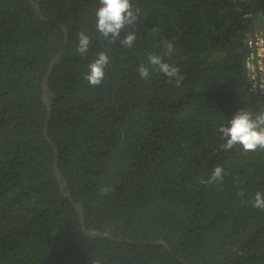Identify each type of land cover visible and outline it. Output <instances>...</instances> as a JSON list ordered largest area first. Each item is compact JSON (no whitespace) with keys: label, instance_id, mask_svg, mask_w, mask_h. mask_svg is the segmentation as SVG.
<instances>
[{"label":"trees","instance_id":"1","mask_svg":"<svg viewBox=\"0 0 264 264\" xmlns=\"http://www.w3.org/2000/svg\"><path fill=\"white\" fill-rule=\"evenodd\" d=\"M33 1L46 21L29 0H0V264H264V210L249 203L264 193V150L225 151L218 131L264 109L245 70L264 0H132L138 21L121 33L135 32L131 48L99 37L98 0ZM60 25L68 40L48 80L47 133L61 185L41 100ZM100 51L111 62L91 87L83 76ZM149 54L180 69L179 86L139 77ZM216 166L222 182L201 184ZM61 188L85 227L107 236L83 234Z\"/></svg>","mask_w":264,"mask_h":264},{"label":"clouds","instance_id":"2","mask_svg":"<svg viewBox=\"0 0 264 264\" xmlns=\"http://www.w3.org/2000/svg\"><path fill=\"white\" fill-rule=\"evenodd\" d=\"M98 3L99 7L95 11V28L99 37L109 46L119 41L121 47L131 48L136 41L135 32H128L122 39L121 33L126 28L135 29L140 10L133 5L132 0H98ZM77 39L76 53L84 56L90 48L91 39L84 31L77 34ZM164 48V55H170L174 51L171 41H165ZM110 62L107 52H98L96 59L88 64V71L83 79L91 87L100 86L105 78V69ZM137 71L139 77L146 82L151 79L154 72L167 77L170 83L174 80L177 86L183 80V76L179 74L180 69L166 63L163 56L159 54H149L147 63L140 64ZM218 131L221 139L225 141L222 145L225 151L236 146H239L245 153L262 151L264 150V109L256 112L242 109L233 115L227 126H221ZM224 175V169L216 166L211 176L207 180L201 179L200 183L208 185L213 182H222ZM104 191L107 192L109 189H104ZM239 195L243 196L244 193L240 192ZM249 203L254 209L264 210V193H255ZM93 264H100V262L96 260Z\"/></svg>","mask_w":264,"mask_h":264},{"label":"water","instance_id":"3","mask_svg":"<svg viewBox=\"0 0 264 264\" xmlns=\"http://www.w3.org/2000/svg\"><path fill=\"white\" fill-rule=\"evenodd\" d=\"M29 2L33 5V7L36 10V13L38 15V17L43 20L46 21V19L44 18L41 10H40V6L38 3H35L33 0H29ZM61 27V31H62V35H63V47L62 50L60 52H58L50 61L48 64V68L41 80V100L43 102V104L45 105L46 109H47V114H46V122L44 124L43 127V134L45 135V137L50 141V143H52V141L49 138V135L47 133V125L49 123V119H50V115H51V105H52V99H49V91H48V80H49V76L53 70V68L60 62L61 58L64 55L65 52V48L67 45V40H68V30L63 26L60 25ZM52 98H54V96H52ZM53 145V143H52ZM53 149H54V162H53V175L56 178L57 182L61 185L65 182L64 176L63 174L60 172L59 168H58V161H57V156H58V150L56 149V147L53 145ZM61 191L63 193V195H65L67 198L70 199V201L73 203V206L76 210V212L79 215V223L81 225V229L83 234L85 235H89V236H95V235H102V236H107L106 234H100L98 232H96L95 230H90L87 229L85 227V221H84V213H83V208L82 206L77 203L74 202L73 199L70 196V192L69 190L63 191L61 188ZM161 243V242H158Z\"/></svg>","mask_w":264,"mask_h":264},{"label":"built area","instance_id":"4","mask_svg":"<svg viewBox=\"0 0 264 264\" xmlns=\"http://www.w3.org/2000/svg\"><path fill=\"white\" fill-rule=\"evenodd\" d=\"M246 45L245 70L250 90L264 95V25L247 39Z\"/></svg>","mask_w":264,"mask_h":264}]
</instances>
